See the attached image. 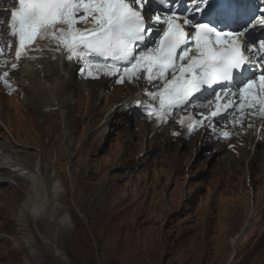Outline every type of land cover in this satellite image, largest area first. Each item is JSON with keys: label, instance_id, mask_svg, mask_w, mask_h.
Returning a JSON list of instances; mask_svg holds the SVG:
<instances>
[{"label": "rangeland", "instance_id": "374dc122", "mask_svg": "<svg viewBox=\"0 0 264 264\" xmlns=\"http://www.w3.org/2000/svg\"><path fill=\"white\" fill-rule=\"evenodd\" d=\"M74 80L72 71V81L56 92L60 107L23 91L20 100L2 97L7 123L0 137L26 144L20 158L33 169L31 161L39 160L48 180L52 173L62 184L58 199L76 229L36 222L41 237L35 233L30 254L15 224L19 186L0 183V264H264L263 145L254 150L246 138L253 150L237 149L232 159L225 143L162 145L166 131L123 119L134 115L115 107L122 90L106 85L101 96L99 83L75 87ZM252 198L257 210L238 237Z\"/></svg>", "mask_w": 264, "mask_h": 264}, {"label": "snow or ice", "instance_id": "6c2138e0", "mask_svg": "<svg viewBox=\"0 0 264 264\" xmlns=\"http://www.w3.org/2000/svg\"><path fill=\"white\" fill-rule=\"evenodd\" d=\"M80 22L92 26L77 28ZM0 37L9 49L16 45L12 69L22 58L35 60L30 53L43 51L38 42L48 39L66 59L84 62L82 74L93 78L103 72L123 83L146 73L154 86L163 83L146 92L159 107L137 103L151 108L149 115L159 122L206 91L215 97V110L201 114L209 124L237 107L241 117L235 124L244 109L255 115L258 108L264 115V8H253L251 0H14L12 7L0 9ZM4 52L0 44V57ZM6 63L0 60V67ZM8 75L0 73V82L11 88ZM187 119L189 131L203 122ZM184 122L181 117L179 123Z\"/></svg>", "mask_w": 264, "mask_h": 264}, {"label": "bare ground", "instance_id": "6f19581e", "mask_svg": "<svg viewBox=\"0 0 264 264\" xmlns=\"http://www.w3.org/2000/svg\"><path fill=\"white\" fill-rule=\"evenodd\" d=\"M49 49L50 50L37 53L40 55V58L36 59L35 61L28 60L22 63V69L24 71L25 77L21 80V83L28 87L38 102L43 101L44 104L46 103V107L58 105L59 99L56 95V92L58 90H63L66 85L65 83L68 84L72 81V69L69 68L60 55L55 54L52 51V47H49ZM60 75H66V79L62 78ZM95 75H98L99 78H93L94 80H86L87 85L92 87L99 83L102 85V91H104L106 88V81L97 79L107 77L108 75H105L103 72L97 73ZM73 83L75 87H78L82 82L76 79L73 81ZM113 90L115 93L117 90H122L121 94L118 93L121 95V97L120 95L109 96L113 100L114 96L118 98L120 97L117 100L118 103L116 106L119 107L122 112L130 113V107H128L129 104L131 105L132 110H136L134 103L142 99V95L140 93H134V89L132 87H114ZM102 91L100 93L101 95L103 94ZM60 98L64 101L70 99V97H66L64 95H62ZM112 106L107 108V110H109L108 113L113 111H110ZM1 112L3 111L0 109V119L3 122L5 120L1 115ZM216 119L218 118H213L212 120ZM2 124L4 125L5 123ZM143 124H145V122ZM6 128L9 129L8 126H6ZM13 137L14 136L12 135V138ZM14 140L17 141L15 137ZM244 141L247 142L245 139ZM257 142L258 143L255 145H252V142H250L249 145L251 144L255 150L257 146H262L259 144H264V140H257ZM24 145L27 146L23 143L16 144V146H14L12 142L8 141L6 138L0 137V183H7L16 187L19 186L22 197L20 198L21 201L16 205V229L19 232L20 238L27 247L29 253L33 255L36 254V250L34 248V243L36 242L35 233L41 237L39 232L40 230H38L39 227L36 225V222H40V224L45 228H51L57 225L58 230L60 231L76 228L73 227L69 215L58 199V197H60L64 191L62 184L57 179L52 178V173L48 180L44 173L43 167H39V160L34 159L31 161V164L34 166L33 169L26 158H20L19 153L22 152L21 148L24 147ZM248 147L249 146L246 148ZM252 147L250 148V151L253 150ZM263 147H261V149H263ZM256 210L257 204L252 198L249 209L245 214L242 228L247 226L249 220L254 216ZM52 215H58L55 223L53 222L54 219H51ZM44 241V247L52 248L53 254L55 255L54 257L56 259L64 260V256L62 253H60V249L58 250V246L52 244L46 239H44ZM235 242L236 240L231 241L232 244Z\"/></svg>", "mask_w": 264, "mask_h": 264}]
</instances>
